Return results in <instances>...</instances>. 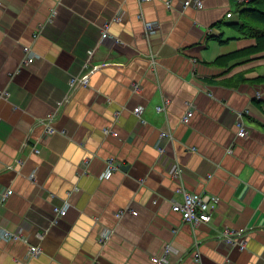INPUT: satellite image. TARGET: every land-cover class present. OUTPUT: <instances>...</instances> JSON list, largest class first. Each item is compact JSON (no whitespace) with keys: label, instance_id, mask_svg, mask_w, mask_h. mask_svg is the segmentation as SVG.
Returning a JSON list of instances; mask_svg holds the SVG:
<instances>
[{"label":"crops","instance_id":"crops-1","mask_svg":"<svg viewBox=\"0 0 264 264\" xmlns=\"http://www.w3.org/2000/svg\"><path fill=\"white\" fill-rule=\"evenodd\" d=\"M0 3V90L9 92L0 99V192H13L0 204V226L32 227L28 244L0 234V264H153L167 243L177 250L171 264H264V58L214 64L256 44L233 39L237 2L204 0L200 10H180L178 0ZM146 24L155 26L150 36ZM105 28L119 40L111 48L99 43ZM88 61L98 68L89 86L71 88ZM187 102L194 111L182 123ZM51 113L58 133L43 138L40 121ZM162 131L170 138L160 140ZM111 159L120 166L104 178ZM172 160L181 177L164 172ZM181 187L219 198L209 223L193 228L171 210ZM226 229L248 232L244 251L218 240ZM104 230L112 235L100 244ZM29 245L42 253L30 256Z\"/></svg>","mask_w":264,"mask_h":264},{"label":"built area","instance_id":"built-area-1","mask_svg":"<svg viewBox=\"0 0 264 264\" xmlns=\"http://www.w3.org/2000/svg\"><path fill=\"white\" fill-rule=\"evenodd\" d=\"M147 1V0H142ZM203 1L204 0H179L178 8L180 10H185L186 8H193L195 10H200L203 8ZM234 2L245 3L249 0H232ZM1 4V3H0ZM55 14V12H53ZM227 18H232L233 15L231 12H228L226 15ZM117 20H121L122 16L119 15L116 17ZM155 26L153 24H146L145 25V31L146 35L150 36L154 32ZM117 39H111L107 33V29L105 28L101 35H100V44L104 45L107 48H111L113 44L118 42ZM23 52L25 53V59L23 60L22 64H30L34 61L35 56L32 54L29 47L22 48ZM94 49H90L87 51V57L88 60L92 56ZM87 72L82 74L81 76H75L72 78L70 82V87H83L87 88L89 86V77L90 75L96 71V67L92 66L90 62L88 61L87 64ZM134 90L138 91L139 88L135 85ZM9 98V92L7 90H0V99L7 100ZM261 94H258L256 96V99H260ZM61 103V102H60ZM58 103V104H60ZM168 101L165 100L160 106H156V111L158 113H164L167 110ZM193 105L191 102H187V109L184 113V115L181 118L182 123H188L189 119L193 115ZM142 112L143 107L137 106L134 108L133 113L139 121H142ZM56 113L49 114L46 118L40 121V123L45 127L43 138H49L53 136L54 134L58 133V131L54 128L53 123L55 119ZM238 131L237 134L239 137H243V135L248 133V130L246 126L243 123L242 115H237V121H236ZM105 134L111 133L114 136H117L115 132H112V130L106 128L104 130ZM165 138H170V132L168 131H162L160 133L159 139L163 140ZM157 149L159 151V156L162 158L165 155V149L158 147ZM194 150V148L192 149ZM228 153L231 152V150L227 151ZM163 165V170L166 172V174L173 176V177H181L182 175V168L179 165V163L176 160H172L169 162H163L161 163ZM119 163L115 162V160H109L107 162V169L103 175L104 178L108 177L113 171L117 170L119 168ZM74 190H77V188H74ZM179 192L182 194V201L181 202H175L172 205V211L175 213H178L181 215V218L184 222L189 223L192 227H196L200 223H207L211 219V211L214 206H216L219 203V198L217 196H214L212 194L208 193H191L187 191L185 188L181 187ZM12 190H4L0 192V204L5 202L11 195ZM70 207V202L68 200L64 201L61 206H56L54 208V216L53 219L50 220V225L54 226L56 225L59 220L64 217ZM123 212H118L116 214L117 218H120L122 216ZM24 222V221H23ZM26 223V222H25ZM32 228V227H31ZM30 225L27 224V227L19 226L14 231L8 230L5 226H0V234L1 237L7 240H21L28 244L27 238L24 236V230H30ZM111 234L107 232V230H104L101 233V236L98 238V242L100 244H105L107 239L109 238ZM39 240H42V235H37ZM220 242H222L223 245L227 247H235L240 251H244L247 248L248 244V232L244 229L240 230H233V229H226L224 230L223 236H221L218 239ZM29 255L30 256H37L42 253V250L39 245H29ZM177 253L176 248L170 244L167 243L164 245L162 255L160 256H152L151 261L153 264H171L170 263V255ZM192 258L195 262L200 263V253L196 250L192 253Z\"/></svg>","mask_w":264,"mask_h":264},{"label":"trees","instance_id":"trees-1","mask_svg":"<svg viewBox=\"0 0 264 264\" xmlns=\"http://www.w3.org/2000/svg\"><path fill=\"white\" fill-rule=\"evenodd\" d=\"M237 20L229 27L234 32L233 39H255V46L233 52L215 59L214 64L226 66L239 57L264 58V0H249L240 3L235 12ZM220 42H223L219 39ZM248 58V59H249Z\"/></svg>","mask_w":264,"mask_h":264},{"label":"bare ground","instance_id":"bare-ground-1","mask_svg":"<svg viewBox=\"0 0 264 264\" xmlns=\"http://www.w3.org/2000/svg\"><path fill=\"white\" fill-rule=\"evenodd\" d=\"M118 16H119V15H118ZM246 136H247V134H246ZM246 136H245V134H244L243 137H240V138H244V137H246ZM179 215H180V214H179ZM180 216H181V215H180ZM107 232H109V233L112 235V231L107 230ZM111 235L109 236V238L111 237ZM109 238L107 239V241L109 240ZM107 241H106V242H107Z\"/></svg>","mask_w":264,"mask_h":264},{"label":"rangeland","instance_id":"rangeland-1","mask_svg":"<svg viewBox=\"0 0 264 264\" xmlns=\"http://www.w3.org/2000/svg\"><path fill=\"white\" fill-rule=\"evenodd\" d=\"M178 2H179V0H178ZM177 5H178V4H177ZM177 5H176V6H177ZM177 8H178V7H177ZM185 111H186V110H185ZM184 113H185V112H184ZM183 115H184V114H183ZM191 117H192V116H191ZM189 120H190V119H189ZM236 125H237V124H236ZM237 131H238V130H237ZM237 136H238V134H237ZM182 171H183V170H182ZM171 210H172V208H171ZM210 221H211V219H210ZM210 221H209V222H210ZM209 222H207V223H209ZM186 223H187V222H186ZM207 223H204V224H207ZM188 224H189V223H188ZM200 224H201V223H200ZM197 226H198V225H197ZM197 226H196V227H197ZM193 228H195V227H193ZM221 243H222V242H221ZM239 251H240V250H239Z\"/></svg>","mask_w":264,"mask_h":264}]
</instances>
